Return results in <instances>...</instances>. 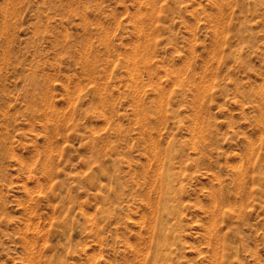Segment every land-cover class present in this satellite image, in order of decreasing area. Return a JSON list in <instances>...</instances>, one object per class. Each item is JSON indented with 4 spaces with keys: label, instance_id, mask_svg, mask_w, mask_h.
<instances>
[{
    "label": "rangeland",
    "instance_id": "374dc122",
    "mask_svg": "<svg viewBox=\"0 0 264 264\" xmlns=\"http://www.w3.org/2000/svg\"><path fill=\"white\" fill-rule=\"evenodd\" d=\"M0 264H264V0H0Z\"/></svg>",
    "mask_w": 264,
    "mask_h": 264
},
{
    "label": "bare ground",
    "instance_id": "6f19581e",
    "mask_svg": "<svg viewBox=\"0 0 264 264\" xmlns=\"http://www.w3.org/2000/svg\"><path fill=\"white\" fill-rule=\"evenodd\" d=\"M167 175H168V174H167ZM170 176H171V175H170ZM169 179H170V178H168V177H165V178H164V187H163V188H164V191H163L164 194H168V192H167L166 190H167V188H168V185H170V184H169ZM170 186H171V185H170ZM168 190H169V189H168ZM170 192H171V191H170ZM165 198H166V197H165ZM217 199H218V198H217ZM164 212H165V211H164ZM166 215H167V214H166ZM162 218H164V217L162 216ZM165 219H166V217H165ZM163 232H164V229L161 230V233H163ZM160 248H161V247H159V249H160ZM157 250H158V249H157ZM158 251L160 252V250H158Z\"/></svg>",
    "mask_w": 264,
    "mask_h": 264
}]
</instances>
